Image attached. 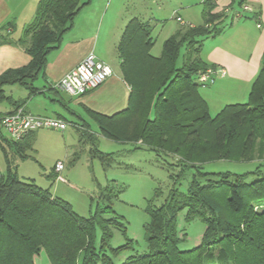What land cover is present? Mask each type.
Segmentation results:
<instances>
[{
  "label": "trees",
  "instance_id": "obj_1",
  "mask_svg": "<svg viewBox=\"0 0 264 264\" xmlns=\"http://www.w3.org/2000/svg\"><path fill=\"white\" fill-rule=\"evenodd\" d=\"M90 1L40 0L16 40L9 32L15 23L4 25L0 44H19L32 59L0 76V102L21 106L6 94L7 85L25 86L30 96L40 91L34 80ZM203 3L204 22L177 29L165 40L160 56L151 52L152 25L137 18L128 22L117 46L122 75L130 86L128 106L112 116L93 114L102 135L140 141L157 154L170 156L180 168L162 202H156L160 194L148 200L144 228L149 251H136L117 263L123 253L135 249V243L127 238L112 246L114 231L126 233L127 226L110 199L105 197L108 204L82 216L50 189L21 179L15 163L33 150L35 132L12 140L0 127V149L7 164V172L0 173V264H34L42 249L51 264H264V162L243 173L203 170L208 162L240 159V153L250 150L252 155L256 145H264V54L247 102L227 104L212 115L204 87L196 79L214 68L200 53L204 38L220 31L218 19L223 14L213 12V0ZM216 20L217 26L209 29L207 25ZM188 170L193 176L187 190L181 191L177 183ZM181 211L186 222L200 219L205 224L200 244L187 250L180 248L185 239L177 223Z\"/></svg>",
  "mask_w": 264,
  "mask_h": 264
},
{
  "label": "rangeland",
  "instance_id": "obj_2",
  "mask_svg": "<svg viewBox=\"0 0 264 264\" xmlns=\"http://www.w3.org/2000/svg\"><path fill=\"white\" fill-rule=\"evenodd\" d=\"M87 6L98 8L102 12L108 11L99 37V50H108V24H113V32L118 35L131 19L137 18L152 25L154 45L151 52L155 56L161 55L165 40L177 29H186L189 21L201 23L204 8L201 0H91ZM239 6L237 4V8ZM240 12L246 11L242 7ZM178 15L187 23L178 21ZM215 26V21L207 25L209 29ZM112 60L113 62H108L115 66V57ZM210 87L212 85L206 91L210 90ZM9 104L10 102L4 101L0 106ZM224 104L218 107L212 102L211 114L219 112ZM76 113L77 115L70 110L62 112L68 120L64 131L51 128L37 130L33 150L28 151L27 158L17 160L14 169L21 179L34 180L40 187L50 189L56 197L68 201L73 210L82 216H89L98 206L104 207L108 204V201L104 200L105 197L110 199L114 211L122 216L127 226L126 233L118 229L114 231L112 246L124 244L127 238H132L135 243L133 251L128 250L116 259L117 263H121L136 251H149L144 228L149 220L146 212L148 200L160 194L158 200H155L158 204L161 203L177 179L180 168L172 164L174 160L170 156L157 154L140 141H116L102 135L97 123L88 117L84 110L79 109ZM78 113L90 124L87 130L77 126V123H84L83 118L79 119ZM2 134L9 138L4 129ZM249 151L240 153L238 157L253 158L251 160L225 158L204 164L203 170L234 173L251 171L256 168L258 162H264V145H256L252 155ZM57 162L64 164L61 172L54 170ZM0 168L3 173L7 172V164L1 150ZM193 172L188 170L180 177L177 184L181 191L187 190ZM59 175L63 179H60ZM256 208L262 207L256 205ZM184 215V211L179 213L177 223L181 236L185 235L180 248L187 250L200 244L205 224L200 219L186 222ZM34 264H51L43 249L35 256Z\"/></svg>",
  "mask_w": 264,
  "mask_h": 264
},
{
  "label": "crops",
  "instance_id": "obj_3",
  "mask_svg": "<svg viewBox=\"0 0 264 264\" xmlns=\"http://www.w3.org/2000/svg\"><path fill=\"white\" fill-rule=\"evenodd\" d=\"M39 1L0 0V32L4 25L13 22L15 28H10L9 32L15 40L18 39L24 27L33 19ZM213 1L215 3L213 12L223 14L222 18L218 19L221 29L218 33L204 38L200 54L203 60L213 65L216 70L224 69L226 72L224 75H216L210 90L206 91L211 85L202 89L209 108L212 102L221 107L219 105L223 103L225 106L247 101L252 84L260 72L264 54V0ZM201 2L204 7L203 0ZM237 4L240 5L239 8ZM245 6L249 9L245 10ZM242 7L246 12H240ZM106 14L108 11L102 12L98 8L84 6L76 16L72 28L64 34L60 46L48 55L44 71L34 80V86L40 91L30 96L25 86L11 84L5 86L6 94L12 100L19 101V105L31 114L57 116L67 122L68 120L62 114L66 110L77 115L76 112L82 109L97 123L94 113L112 116L126 109L130 86L123 78L121 61L117 54V46L125 27L117 35L113 32V24H108L106 28L107 32L110 31V38L107 42L108 50H99V37ZM201 18V23L196 24L189 21V24L200 25L204 22L203 13H201ZM182 21V23H187L183 18ZM90 52L97 54L108 64H110L108 61L113 62L112 59L115 57V66L110 64L114 74L97 89L84 95L71 96L56 89L55 84ZM31 59V55L19 44H0V76L9 69H18L28 65ZM16 107L11 102L9 105L0 106V117L12 112ZM78 116L79 119L83 118L81 113H78ZM83 121L82 125L90 127L85 119ZM77 126L81 127L78 123ZM34 132L33 146L37 130ZM1 170L0 168V173H3Z\"/></svg>",
  "mask_w": 264,
  "mask_h": 264
},
{
  "label": "built area",
  "instance_id": "obj_4",
  "mask_svg": "<svg viewBox=\"0 0 264 264\" xmlns=\"http://www.w3.org/2000/svg\"><path fill=\"white\" fill-rule=\"evenodd\" d=\"M248 9L249 7L245 6V10ZM177 20L182 21V18L177 16ZM225 72L224 69L208 68L199 73L196 81L203 87H207L214 83L216 75H224ZM113 74L114 70L110 64L98 58L95 53L90 52L55 84V88L71 96H80L97 89ZM67 126L68 122L63 118L34 115L23 106H19L12 112L0 117L1 129H4L12 140L21 139L29 132L38 129L51 128L63 131ZM63 169V162H57L55 170L61 172ZM58 177L63 179L61 175Z\"/></svg>",
  "mask_w": 264,
  "mask_h": 264
}]
</instances>
